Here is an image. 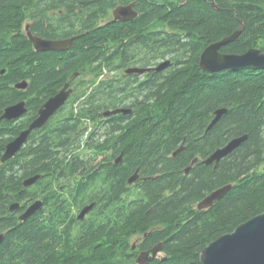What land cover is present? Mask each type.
Wrapping results in <instances>:
<instances>
[{
	"label": "trees",
	"instance_id": "1",
	"mask_svg": "<svg viewBox=\"0 0 264 264\" xmlns=\"http://www.w3.org/2000/svg\"><path fill=\"white\" fill-rule=\"evenodd\" d=\"M32 2L0 0V117L4 109L26 99L29 90H37L36 102L45 99L57 80L97 52L109 35L108 28L89 33L76 45L74 59L54 64L48 56L32 54L21 32ZM139 2L142 14L132 28L161 21L171 29L160 37L148 34L142 64L170 59L173 65L169 74L146 88L149 99L135 108L136 115L142 112L146 117L142 127L140 123L135 126L137 135L127 145H123L124 138L114 143L115 152L124 146V154L122 164L112 167L115 179L110 207L99 204L98 224L91 222L73 247L69 233L64 243H57V227L47 228L29 219L21 225L3 219L9 205L30 198L31 186L25 188L22 183L35 177L38 167L63 162L54 161L44 146L29 162L34 166L27 161L30 153L22 148L19 156L20 151L2 163L5 146L14 139L15 131L11 122L0 120V232L10 228L0 244V264H136L130 256L129 239L145 233L142 251L162 246L161 257L149 264H201L199 255L208 244L264 213V70L209 74L198 64L208 45L238 30L240 34L220 49L221 54L239 55L251 49L264 53V0ZM76 3L84 11L89 1ZM98 5L94 12L105 11L103 4ZM94 12L85 18L93 20ZM31 75L29 90L15 88ZM219 109L226 113L207 129ZM242 136L246 140L216 167L193 166L183 174L193 157L205 158ZM181 142L182 151L168 158ZM88 144L93 146V141ZM136 169L152 178L134 188L129 199L118 198L124 181ZM70 171L67 166L66 172ZM228 185L231 189L211 208H195L208 194ZM165 190L171 191L167 198L162 195ZM112 217L117 221L110 226ZM62 220L66 222L67 217ZM155 225L162 229L149 231Z\"/></svg>",
	"mask_w": 264,
	"mask_h": 264
},
{
	"label": "flooded vegetation",
	"instance_id": "2",
	"mask_svg": "<svg viewBox=\"0 0 264 264\" xmlns=\"http://www.w3.org/2000/svg\"><path fill=\"white\" fill-rule=\"evenodd\" d=\"M88 1L87 10L81 11L76 0H33L29 16L21 29L32 54L48 56V59H54L53 63L57 64L74 59L73 57L78 55L75 51L76 45L89 33L108 28L109 35L101 48L97 52H93L90 58L80 61L68 69L63 77H60L53 85L51 93L42 101H35L37 90L31 92L29 90L33 77L31 75V78L26 80V87L21 90L23 92L29 90L27 98L15 103L22 102L26 111L17 119L8 121L11 122L15 131V139L38 118L40 109L49 98L56 96L61 91L68 93L63 105L46 120L45 124L29 133L22 147V150L26 149L30 153L27 156L28 163L37 157L38 148L45 146L48 155H52L54 161L59 160L63 164L57 166L54 163L51 167H38L39 171L35 175H38L40 179L38 178L36 184L31 185L30 198L26 202L22 200L9 205L3 219H11V223L21 225L26 220L21 221L20 217L34 202H40L41 207L28 219L38 222V224L40 222L47 228L57 227L59 235L57 243H64L69 233L71 247L77 244L91 222L96 220L98 224L99 204L102 208L110 207L109 204L113 200L112 185L115 179L112 167L114 164H122L123 145L129 144L132 137L137 135L133 132L135 126L140 123L142 127V121L146 120V117L141 116L142 112L140 115H136L135 108L142 106V101H145L146 88L156 79L169 74V69L173 65V61L170 59L151 61L148 66L146 63L142 64L148 34L160 37L171 29L161 21H151L147 25L141 23L132 28L134 24L138 23L137 20L142 14L139 0ZM37 2L39 5L35 7ZM69 2L74 4L67 6L65 3ZM152 2L162 4L163 0H152ZM98 4H103L105 11L96 10L94 12L93 9L99 7ZM118 6H132L131 12L135 13V17L132 20L122 18L115 20L113 13ZM90 12H94L93 20L85 18V16H89ZM28 33L33 38L61 44L57 49L36 50ZM117 109L128 110L129 113L113 115L112 112ZM117 138H124L125 142L115 152L114 143ZM92 141L93 146H89L88 143ZM183 144L184 142H181L168 155V158L177 156L182 151ZM180 148L181 150H179ZM21 152L16 156H19ZM209 156L207 155L205 158L193 157L182 171L183 174L187 175L193 166L208 167L209 165H204L202 161ZM118 159L119 162L116 163ZM72 161L76 163L75 166L70 165ZM29 164L34 166L32 162ZM67 166H71L70 172H66ZM188 167L190 168L185 173ZM135 173L138 174L136 182L128 184L130 177H127L118 198L129 199L134 188L143 185L152 178L139 173V169H136L132 175ZM162 195L167 198L171 195V191L165 190ZM144 200H148L147 197H144ZM105 203L108 204L104 206ZM16 204H18L17 208L10 209L12 205ZM197 204L198 202L195 204V208ZM90 205H92V209L84 218L79 219L83 209ZM64 217H67L66 222L62 220ZM116 221L117 219L112 217L109 221L110 226ZM11 223L6 222L5 224L11 225ZM9 229H3L0 232V236H3L0 244L4 241ZM155 229H162L161 225L152 226L149 231ZM145 237L146 233L144 235L134 234L130 238V240L135 238L134 244L129 246L130 256L136 264H138L139 256L142 253L157 246L142 251V241ZM161 254L160 251L156 259H159Z\"/></svg>",
	"mask_w": 264,
	"mask_h": 264
},
{
	"label": "water",
	"instance_id": "3",
	"mask_svg": "<svg viewBox=\"0 0 264 264\" xmlns=\"http://www.w3.org/2000/svg\"><path fill=\"white\" fill-rule=\"evenodd\" d=\"M101 1V0H94ZM206 1V0H205ZM132 6L119 7L113 15L115 20L122 18L132 20L135 13L131 12ZM241 30L236 31L232 36L221 41L208 45L199 57V68L206 73L214 74L228 70H264V53L259 50H248L241 55H225L219 52L220 48L228 42L233 41L240 34ZM30 41L34 44L36 50H52L57 49L61 43L42 41L33 38L28 33ZM139 71V70H138ZM140 72V71H139ZM143 72V71H142ZM26 83L22 82L15 86L16 89H24ZM68 93L61 91L56 96L51 97L43 108L39 111L38 119L29 126V128L22 132L18 138L8 143L5 153L1 159L2 162L9 160L14 156L26 141L32 129L42 126L46 120L60 107L67 99ZM23 103H18L7 107L3 111L0 119L7 121L15 120L25 113ZM226 113V110L219 109L214 112V118L207 129H210L216 122ZM246 140V136H242L231 140L222 148L214 151L207 159L203 160L204 165L215 164L216 167L219 161L228 156L233 150L240 146ZM181 150V148L179 149ZM119 162V159L116 163ZM195 162V161H194ZM193 162V163H194ZM192 163V164H193ZM190 167L185 170L188 172ZM138 179V174L135 173L128 180V184L134 183ZM32 182H25L26 186ZM231 186H224L208 194L197 204L198 210H206L211 208L216 202L221 200ZM13 208V207H12ZM39 208V204H35L29 209L20 219L26 220L30 214ZM92 209V205L83 209L79 215V219ZM0 237V241H1ZM161 247L157 246L146 253H142L138 259V264H147L155 259ZM201 264H264V213L259 214L250 220L239 225L233 232L225 234L215 241L208 244L199 255Z\"/></svg>",
	"mask_w": 264,
	"mask_h": 264
},
{
	"label": "bare ground",
	"instance_id": "4",
	"mask_svg": "<svg viewBox=\"0 0 264 264\" xmlns=\"http://www.w3.org/2000/svg\"><path fill=\"white\" fill-rule=\"evenodd\" d=\"M118 7H119V6H118ZM118 7H117V8H118ZM121 7H122V6H121ZM114 19H115V17H114ZM114 19H113V20H114ZM222 47H223V46H222ZM222 47H221V48H222ZM221 48H220V49H221ZM219 51H220V50H219ZM246 52H247V51H246ZM239 55H241V54H239ZM202 71H203V70H202ZM20 90H22V89H20ZM49 99H50V98H49ZM49 99H48V100H49ZM21 103H22V102H21ZM46 103H47V102H46ZM46 103H45V104H46ZM45 104H44V105H45ZM44 105H43V106H44ZM41 109H42V108H41ZM41 109H40V110H41ZM4 110H5V109H4ZM109 112H110V111H109ZM111 112H112V111H111ZM118 113L128 114L129 111H128V110H123V109H117V110H114V111L112 112L113 115H116V114H118ZM38 117H39V114H38ZM0 118H1V117H0ZM37 119H38V118H37ZM37 119H36V120H37ZM0 120H4V119H0ZM36 120H35V121H36ZM35 121H34V122H35ZM34 122H33V123H34ZM33 123H31V124H33ZM44 124H45V123H44ZM28 128H29V127H28ZM37 128H38V127H37ZM207 128H208V127H207ZM34 129H35V128H34ZM34 129H32V130H34ZM32 130H31V131H32ZM25 131H26V130H25ZM23 132H24V131H23ZM18 137H19V136H18ZM18 137H16V138H18ZM16 138H15V139H16ZM27 138H28V137H27ZM27 138H26V140H27ZM15 139H14V140H15ZM12 141H13V140H12ZM12 141H11V142H12ZM25 142H26V141H25ZM25 142H24V143H25ZM9 143H10V142H9ZM24 143H23V144H24ZM23 144H22V146H23ZM6 146H7V145H6ZM6 146H5V150H6ZM22 146L20 147V149L22 148ZM20 149H19V151H20ZM5 150H4V151H5ZM19 151H18V152H19ZM18 152H17V153H18ZM4 153H5V152H4ZM17 153H16V154H17ZM16 154H15V155H16ZM3 155H4V154H3ZM3 155H2V157H3ZM15 155H14V156H15ZM14 156H12L11 158H13ZM11 158H10V159H11ZM1 159H2V158H1ZM10 159H9V160H10ZM7 161H8V160H7ZM7 161H5V162H7ZM1 162H2V161H1ZM5 162H2V163H5ZM38 178H39L38 176H35V177L31 178V179H28V180L24 181V182L22 183V184H23V187H25V188H26V187H30L31 185H33V184L38 180ZM130 178H131V177H130ZM130 178H129V179H130ZM39 179H40V178H39ZM129 179H128V180H129ZM27 181H28V182H32V183H31L30 185L26 186L24 183L27 182ZM135 182H136V181H135ZM132 184H133V183H132ZM130 185H131V184H130ZM35 204H37V202H35L34 204H32V205L26 210V212H27L29 209H31ZM38 204H39V208H40V207H41L40 202H38ZM12 207H13V208H12ZM17 207H18V204H16V205H12V206L10 207V209L13 210V209H15V208H17ZM39 208H38V209H39ZM196 208H197V206H196ZM38 209H37V210H38ZM37 210H36V211H37ZM197 210H198V209H197ZM206 210H207V209H206ZM36 211L32 212V213L30 214V216H31L32 214H34ZM200 211H205V210H200ZM26 212H25V213H26ZM25 213H24V214H25ZM24 214H23V215H24ZM23 215H22V216H23ZM22 216H21V217H22ZM30 216H29V217H30ZM21 217H20V218H21ZM29 217H28V218H29ZM28 218H27V219H28ZM27 219H26V220H27ZM20 220H21V219H20ZM21 221H24V220H21ZM0 237L3 238V236H0ZM1 241H2V239H1ZM1 241H0V243H1ZM157 246H160V247H161V245H157ZM157 246H155V247H157ZM152 249H153V248H152ZM160 251H161V249H160ZM160 251H159V252H160ZM159 252H158V254H159ZM158 254H157V255H158ZM157 255H156V257H157ZM139 257H140V256H139ZM156 257H155L154 260H156ZM154 260H153V261H154ZM151 262H152V261H151ZM148 263H149V262H148ZM148 263H147V264H148Z\"/></svg>",
	"mask_w": 264,
	"mask_h": 264
},
{
	"label": "rangeland",
	"instance_id": "5",
	"mask_svg": "<svg viewBox=\"0 0 264 264\" xmlns=\"http://www.w3.org/2000/svg\"><path fill=\"white\" fill-rule=\"evenodd\" d=\"M134 240H135V238H133L132 240L129 239V244H130V245H133L134 242H135Z\"/></svg>",
	"mask_w": 264,
	"mask_h": 264
}]
</instances>
